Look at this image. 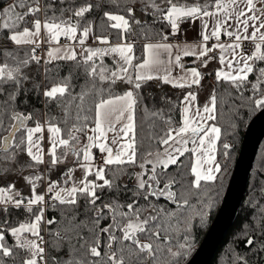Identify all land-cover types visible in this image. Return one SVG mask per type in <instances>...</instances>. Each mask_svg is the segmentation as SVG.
I'll list each match as a JSON object with an SVG mask.
<instances>
[{"label":"snow or ice","instance_id":"6c2138e0","mask_svg":"<svg viewBox=\"0 0 264 264\" xmlns=\"http://www.w3.org/2000/svg\"><path fill=\"white\" fill-rule=\"evenodd\" d=\"M94 10L99 24L89 18ZM262 64L264 0L0 7V264H186L193 222H206L234 147L218 104L233 116L264 110ZM62 65L71 66L65 76ZM74 72L86 77L79 92ZM154 81L180 92L160 97L167 109L145 103L142 89ZM258 212L252 231L260 235L246 234L251 251L233 249L231 264L264 253V205ZM65 244L66 259L46 251Z\"/></svg>","mask_w":264,"mask_h":264},{"label":"trees","instance_id":"16d2710c","mask_svg":"<svg viewBox=\"0 0 264 264\" xmlns=\"http://www.w3.org/2000/svg\"><path fill=\"white\" fill-rule=\"evenodd\" d=\"M12 3L13 0H0V7L6 6V3ZM82 0H76L77 5L81 3ZM43 3V0H42ZM59 8L60 6L57 5ZM109 10H115V9H109ZM102 15V12L93 11V13L90 14L89 18H95L97 24H99L100 16ZM164 25L162 24H155L152 25L153 30L159 31L161 28H163ZM116 42V41H113ZM144 41L140 40L137 45V54L139 55L141 46L143 45ZM264 66V64L260 65ZM71 66L70 65H62L60 70V76H65L68 74ZM254 77H250L252 79ZM73 85H75V91L79 92L81 90L82 86H85L86 83V77L81 75L79 72L73 73ZM157 82H149L147 86H145L142 91L145 95V103L149 104V107H152L153 104H155L156 107H164L167 109V105H162L159 103V99L161 96H170L173 100H176V97L180 95L179 90L171 88L169 85H162L160 88L156 87ZM116 91H120L119 88L116 89ZM151 94L152 97H154V101H150L148 98V94ZM247 95V93H246ZM239 103V101H237ZM34 106L37 109H40L42 112L46 111L44 109L43 105L41 103H36L34 101ZM219 108V114H218V122L224 126L226 132H225V139L228 140V142H231L234 147L231 150L230 156L231 159L226 165V173L223 177L222 182L218 183L215 188L218 191H213L210 193V195L214 198L215 204L214 207L209 211V215L207 217L206 222L201 225L199 223V218H197L193 224V236H194V244L195 248L192 254L195 252L197 247L200 245L204 235L206 234L210 224L212 223L219 206L221 204L224 192L226 190V187L228 185L229 179L231 177L235 161L237 158V155L240 150V146L242 144L244 132L246 129V125L250 121V119L256 114L257 111L252 112L250 109L248 110H241L238 114V116H233L231 112H229L228 105L227 104H218ZM52 112L55 114L56 109L55 106H52ZM138 119L140 116V113H137ZM172 116L175 120L180 119L179 110H174L172 112ZM234 122L236 124V129L233 130L228 127V124ZM228 133H233L231 135H228ZM183 159V158H181ZM179 178V177H177ZM189 179H191L189 177ZM129 187L132 186V182L128 181ZM179 187V185H177ZM261 188H264V139L262 140L256 160L254 163V167L252 169L250 179L247 185V189L245 192V196L242 200L238 216L236 217L234 223L231 225V227L228 229L226 234L223 236L217 251L215 253V256L213 257L210 264H226V258H227V264H231V256H232V250L234 249L236 252L240 254H247L251 251V249L246 245V239L247 235H256L257 237L260 235L259 232L253 233V229L256 228V220L259 216L258 209L261 205H264V195L261 193ZM159 203L162 205H166L169 209L174 210L175 205L171 204L170 202L166 201V199L161 198L159 200ZM192 203L196 204V199H192ZM197 207H199L197 205ZM57 219L60 218V214L54 213ZM67 215H71V213H67ZM79 219L84 220L85 217L81 214ZM262 224H264V221H262ZM247 234V235H246ZM82 235L85 237L89 236V233L87 230H82ZM49 237L45 236V240H48ZM103 239V238H102ZM143 239V238H142ZM13 242L12 238L8 237V243L11 244ZM72 243L79 248V243L74 238L72 240ZM46 251L49 252L51 256H56L57 259H60L61 257L67 258V252H68V246L65 244L64 248L59 252L52 251L51 249H48L46 247ZM101 251L103 252V247L101 248ZM192 254L187 258V260L192 256ZM24 253L20 252V257L23 258ZM6 264H14L13 261L8 260ZM49 264H52L51 260H49ZM249 264H264V253H261L255 257H251L249 260Z\"/></svg>","mask_w":264,"mask_h":264},{"label":"water","instance_id":"95a60500","mask_svg":"<svg viewBox=\"0 0 264 264\" xmlns=\"http://www.w3.org/2000/svg\"><path fill=\"white\" fill-rule=\"evenodd\" d=\"M263 139L264 110H259L246 125L242 144L219 209L200 245L186 264L211 263L223 236L238 216Z\"/></svg>","mask_w":264,"mask_h":264},{"label":"crops","instance_id":"0c3cea01","mask_svg":"<svg viewBox=\"0 0 264 264\" xmlns=\"http://www.w3.org/2000/svg\"><path fill=\"white\" fill-rule=\"evenodd\" d=\"M9 3V2H8ZM8 3H6L5 5L7 6V4ZM186 35L188 36V38L189 39H191L194 35H195V32L193 31V29H189L188 30V32L186 33ZM63 42V41H62ZM91 42V41H90ZM115 43V42H114ZM185 60L187 61V64H188V66H191V59L190 58H185ZM217 67H218V65H216ZM213 67V65H209V70H211V68ZM210 79V78H209ZM205 95H206V93H205ZM201 102H203V101H201ZM80 175V173H77V176H79Z\"/></svg>","mask_w":264,"mask_h":264},{"label":"built area","instance_id":"2783aa9c","mask_svg":"<svg viewBox=\"0 0 264 264\" xmlns=\"http://www.w3.org/2000/svg\"><path fill=\"white\" fill-rule=\"evenodd\" d=\"M252 50V46L250 44H245V48H244V51L245 52H250Z\"/></svg>","mask_w":264,"mask_h":264},{"label":"rangeland","instance_id":"374dc122","mask_svg":"<svg viewBox=\"0 0 264 264\" xmlns=\"http://www.w3.org/2000/svg\"><path fill=\"white\" fill-rule=\"evenodd\" d=\"M227 188V187H226ZM225 193V192H224Z\"/></svg>","mask_w":264,"mask_h":264}]
</instances>
